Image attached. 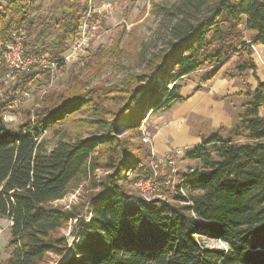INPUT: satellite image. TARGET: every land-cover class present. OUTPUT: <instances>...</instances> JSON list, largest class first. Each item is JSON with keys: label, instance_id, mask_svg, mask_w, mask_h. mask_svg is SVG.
I'll return each mask as SVG.
<instances>
[{"label": "trees", "instance_id": "trees-1", "mask_svg": "<svg viewBox=\"0 0 264 264\" xmlns=\"http://www.w3.org/2000/svg\"><path fill=\"white\" fill-rule=\"evenodd\" d=\"M31 1L8 0L0 10V43L16 33L29 50ZM79 19L49 51L53 59L67 50ZM171 22L167 47L144 72L110 87L74 77L63 92L44 91L16 129L0 102V218L10 222L0 264H264V82L251 48L264 47V0H178ZM233 57L235 72L250 71L257 82L242 94L237 122L187 154L199 166L182 175L185 196L144 201L127 176L144 179L151 170L140 144L119 132L134 136L148 114L187 102L183 79L206 72L200 82L207 84ZM44 132L56 140L51 148ZM77 190L75 203L57 204ZM68 225L70 244L62 233ZM203 236L224 249L204 247Z\"/></svg>", "mask_w": 264, "mask_h": 264}, {"label": "rangeland", "instance_id": "rangeland-1", "mask_svg": "<svg viewBox=\"0 0 264 264\" xmlns=\"http://www.w3.org/2000/svg\"><path fill=\"white\" fill-rule=\"evenodd\" d=\"M7 1L0 0V10L4 9ZM88 2L89 0H32L27 8L31 22L27 32L28 49L34 48L39 54L55 49L59 41L66 37L67 28H71L74 21L82 16ZM177 2L178 0H92L95 7L111 6V12L101 25L103 34L91 44L78 62L61 68L52 87L48 88L45 78L38 74L29 75L21 84L17 80L5 84L4 76L0 74V93L6 100L15 88L23 94L16 111L4 109L2 112L3 116L9 114L14 117V121L7 126L16 129L26 113L36 106L44 91L51 89L63 92L74 77L90 81L92 86L110 87L128 74L146 71L151 65L150 59L167 47L172 11ZM67 42L68 39L65 40ZM259 56L260 60L255 56L260 65L255 64L256 76L264 80V58L261 53ZM237 63V58L233 57L223 66L216 79L204 85L200 81L202 74L206 72L183 79L180 93L183 96L191 95L187 102L167 112H158L151 116L148 114L134 136L125 129L119 132L120 137L140 144L137 153L144 165L151 170L150 175L145 178L152 177L154 170L161 178L159 183H163V177H170L168 184L159 193L142 196L133 185L139 179L129 173L127 179L130 191L147 202L161 200L169 203L174 200L176 189L173 188L177 187L182 175L199 166V161L187 154L204 138L214 134L226 137L237 122V115L245 103L242 94L247 92L246 89L254 91L256 87L257 82L252 72H235ZM87 64L90 68H86ZM197 87H201V90L194 92ZM260 114L264 115V109L260 110ZM69 131L73 135L78 133L76 129ZM44 135L48 147L54 146L56 140L49 133ZM145 137L148 142H145ZM176 150H181L183 156L173 168L160 165L153 169V162L158 163ZM80 195L81 192L77 190L57 204L68 206L75 203ZM9 226L7 219L0 218V263L9 254ZM70 228L68 225L62 232L69 244L74 240L69 234ZM199 240L204 247H225L223 242L204 236Z\"/></svg>", "mask_w": 264, "mask_h": 264}, {"label": "built area", "instance_id": "built-area-1", "mask_svg": "<svg viewBox=\"0 0 264 264\" xmlns=\"http://www.w3.org/2000/svg\"><path fill=\"white\" fill-rule=\"evenodd\" d=\"M111 12L110 5H104L102 7H95L92 4V0H89L86 9L79 19L78 30L75 37L69 42L68 48L65 53L59 59H53L48 53L35 54L31 50L25 51L24 43L25 36L11 33L7 41L0 43V67H4L7 73L4 75V83L17 80L21 77L22 81L32 74H38L39 76H47L48 88L52 87L55 79L58 76L62 67L72 65L78 62L88 51L91 44L95 43L101 36L102 23ZM247 44L250 45L249 42ZM255 54L259 57L253 46ZM22 92L19 89L11 92L8 100L0 93V102H6V111H14L19 108ZM4 121L9 123L14 121V117L6 114ZM46 132L43 133V135ZM145 142L148 139L145 137ZM183 156L181 150H176L170 155H167L158 163H152L153 169H157L158 166L164 165L165 167L173 168L175 163ZM173 172V171H172ZM193 170H189L187 174L192 173ZM175 173V172H174ZM163 183H159L161 179L158 173L154 170L152 177L139 179L134 182L135 189L142 195L147 196L153 193H159L163 186H166L169 182L168 178L163 177ZM185 178H181L176 189L181 195L185 196L186 191L182 189V183Z\"/></svg>", "mask_w": 264, "mask_h": 264}, {"label": "crops", "instance_id": "crops-1", "mask_svg": "<svg viewBox=\"0 0 264 264\" xmlns=\"http://www.w3.org/2000/svg\"><path fill=\"white\" fill-rule=\"evenodd\" d=\"M254 47V46H253ZM254 49L256 50V52H257V54L259 55V53H261V55H262V57L264 58V47H262V46H256V47H254ZM253 50V49H252ZM254 51V50H253ZM260 58H261V56H260ZM262 61V60H261ZM263 71H264V67H263V69H262ZM262 80V82H264V80L263 79H261Z\"/></svg>", "mask_w": 264, "mask_h": 264}]
</instances>
